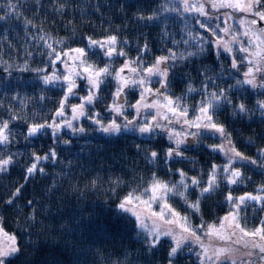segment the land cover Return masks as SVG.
<instances>
[{
  "label": "trees",
  "instance_id": "obj_1",
  "mask_svg": "<svg viewBox=\"0 0 264 264\" xmlns=\"http://www.w3.org/2000/svg\"><path fill=\"white\" fill-rule=\"evenodd\" d=\"M11 3L15 8L8 7L9 0H0V16H5L0 20V121L10 120L12 132V143L0 146V156H13V163L0 172V218L5 231L17 236L20 247V253L10 258L11 264H168L169 241L165 239L160 247L148 251L134 217L121 212L117 205L129 191L146 187L153 173L171 184L180 181L177 170L182 169L188 177L200 179L203 187L211 166L222 167L227 163L221 154L208 147L218 145L215 143L218 136L204 133L205 139L197 141L199 146L184 152L187 159L176 157L165 162V153L174 142L163 131L157 130L153 136H142L136 131L110 135L98 131V126L85 117L73 121L85 129L84 133L63 127L58 138H54L51 129L32 137H27V131L31 124L50 122L65 94L66 84L45 85L42 81L45 73L35 71L47 68L48 73L57 69L58 74L65 73L60 62L55 68L51 65L48 56L51 50L45 46V40L57 50H65L87 48L88 37L103 40L116 35L121 42L127 41L117 46L127 56H114L109 62L102 50L92 48L88 50L89 62L99 67L111 63L113 69H119L125 60L140 56L142 67H148L158 56L168 55L169 49L177 55L187 52L182 51V33H186L182 26H186L187 17L182 15L181 5L176 0H11ZM165 7L180 8V12L165 11ZM141 15L145 19H139ZM153 15L156 19H146ZM199 30L196 28L195 32ZM145 44L148 50L142 51ZM187 47H192L191 43ZM222 57L217 59L215 51L208 49L196 57L177 60L169 71L168 94L182 97V102L191 109L204 97L200 91L188 93V86L200 90L207 83L202 75L205 69L207 76H221L216 79L221 88L242 80L229 59ZM22 68L28 70L21 71ZM151 80V88H160L159 77L153 76ZM116 85L117 81L108 77L100 86L99 99L86 105L85 111L99 113L105 123L113 119L115 114L108 111V106L113 103ZM88 88L82 81L78 83L61 119H71V106L83 102L81 97L88 94ZM137 91L133 87L125 96L129 103L125 114H131L129 119L136 116L131 105L139 100ZM229 96L233 105L243 102L252 111L233 115V106L225 104L217 109L215 118L231 133L235 147L258 161L257 165L245 161L233 164L243 174V182L236 186V191L242 195L260 194L264 185V168L259 166L264 161L259 151L264 149V115L256 103L264 100V92L257 93L249 86L232 87ZM193 114L190 111L189 115ZM13 116L18 119H11ZM117 120L122 122L121 118ZM171 127L182 130L180 125ZM187 139L191 143L194 138ZM52 149L57 154L55 162L51 158L41 160L38 167H43L44 172L37 171L25 179L26 169L34 162L33 153L43 157ZM151 151L159 155L149 162ZM218 176L219 187L200 197L199 212H194L179 197H172L169 203L181 215H188L193 225H219L221 218L233 211L226 197L232 194L235 184H229L224 174ZM21 185L20 195L8 204ZM198 195L199 188H189V202H194ZM240 208L241 223L248 229L264 220V203L248 202ZM237 261L239 264L240 259ZM174 264H200V260L193 251L185 249Z\"/></svg>",
  "mask_w": 264,
  "mask_h": 264
},
{
  "label": "snow or ice",
  "instance_id": "obj_2",
  "mask_svg": "<svg viewBox=\"0 0 264 264\" xmlns=\"http://www.w3.org/2000/svg\"><path fill=\"white\" fill-rule=\"evenodd\" d=\"M183 13H197L199 16L205 17L208 23L197 20V24L209 34L205 37L201 33H188L189 39L184 40V44H189L196 48V51H187L180 53L169 49L168 55L158 56L155 62L148 67H142V58L140 56L132 60H125L119 69H113L111 63H106L103 67H99L88 60V50L98 48L103 51L105 57L111 62L114 56H127L123 48L118 49L121 43L127 44V41L121 42L116 35L106 36L103 40L88 37L87 48H67L65 50H57L51 43L41 36V40H45V46L51 51L48 53L50 63L55 68L56 63L60 62L65 67L64 74H58L59 70L48 73L47 68L35 69L37 73H45L42 81L45 85L55 86L58 82L66 84L65 94L60 101L59 107L53 113L51 121L44 123H34L29 125L27 137L41 134L45 129H51L54 138H58L57 134L63 127L71 129L74 133H84L82 126L74 125L73 121L85 117L97 125V130L105 134H119L122 131H136L142 136H153L157 130L167 134L170 141H174L175 147H169L165 153V162L173 157H182L183 152L180 150L181 145L186 144L187 138L190 136L195 140L203 136L204 133H211L221 139L218 145H209L208 147L214 152H223L227 156V163L221 168L213 164L208 174V180L203 187H200L201 180L196 177H188L182 169H178L181 177L177 183H168L159 179L153 173L150 182L142 189H133L120 199L117 208L123 212L130 214L135 219V224L139 230V234L143 236L142 243L145 244L148 251H152L162 245L165 239L169 241V250L167 253L168 264H174V259L186 247L188 251L192 250V245L199 247L200 251L196 253L200 260V264H238L235 253L239 251L233 248L232 244H241L243 248L249 249L242 254L239 264H257L253 257L258 256L260 264H264V220L260 225L249 230L246 224H242L240 215L241 208L245 201H260L264 203V195L246 193L244 196L233 197L231 193L226 197L227 201L232 205L233 211L221 218L219 225L203 223L193 225L188 215H181L169 200L172 197H179L194 212L200 211V197L214 192L219 187V172L224 173L223 178L229 184L242 183V173L239 168L233 167L236 161H245L253 165H257L258 161L246 157L240 152L232 142L231 133L227 132L224 124L220 123L217 116V109L222 105H232L233 115H247L250 110L245 103L240 102L233 105V101L229 96L232 87L249 86L252 89L264 88V27L256 28L258 20L264 22V0H179ZM10 9L15 5L9 0ZM63 5H61V9ZM220 13L213 16L209 10ZM221 9H230L221 13ZM165 11L180 12V8H164ZM244 13L238 23L244 30L237 32L230 21H234L233 13ZM7 14H12L11 12ZM223 16L221 27L220 23L212 25V20H220ZM251 16V19L248 17ZM5 16H0V20ZM139 19H145L142 15ZM148 20L156 19V16L146 17ZM31 24V21H28ZM223 33V35H220ZM230 39H225L229 37ZM240 36L246 37V42L240 39ZM63 43V41H57ZM234 45H238L234 49ZM247 45V46H246ZM215 51L217 59H219L221 51L232 57L231 67L238 70L240 61L233 55L234 51L244 53L243 61L248 64L247 70L243 73V79L236 80L235 85L228 88H221L216 84L215 78L207 76V69L202 73L206 77L207 83L202 84V88L197 90L189 84L187 92L192 93L200 91L203 95L193 108L183 103L182 97H172L168 94L169 71L175 66L177 60H187L202 54L206 47ZM148 46L145 44L142 51H147ZM7 71V69H5ZM28 70L27 68L20 69ZM131 73L132 78L125 75V72ZM159 77L157 81L160 88L153 89L150 87L151 77ZM111 77L117 81V88L113 94V103L108 106V111L114 113L113 119L107 123L101 118L99 113L89 114L85 111L86 105H93L98 99L100 86L105 80ZM76 78L84 79L89 85L88 94L81 97L82 103L71 106V119H61L65 117V108L67 107L68 98L75 95L74 89L78 87ZM212 86L210 89L209 86ZM129 87H139L142 89L140 98L131 108L135 110L136 116L128 119L125 114V101L123 100L124 91ZM164 91H161V90ZM151 96V101L148 97ZM43 99V97H41ZM257 109L264 115V100H258ZM155 109V114L151 115V120L147 117L139 119L141 110ZM190 111L194 113L191 117ZM151 114V113H150ZM117 118H121L122 122H118ZM11 119H18L13 116ZM164 121L165 123H162ZM10 120L0 121V146L12 143V132L9 127ZM180 125L181 131H177L171 125ZM196 129V131H190ZM26 137V138H27ZM69 143V141H64ZM139 148V145H137ZM261 156H264V149H260ZM156 151L148 154L149 162L155 161L158 157ZM56 151L50 150L43 157L33 153V163L26 169L27 176H32L37 171L44 172L43 167H38L41 160L52 159L55 162ZM13 163V156H0V172L6 171L7 167ZM264 168V161L259 163ZM114 183H121L115 181ZM23 185L17 187L7 203L12 204L13 199L20 195ZM189 188H199L198 198L194 202L188 200ZM260 192L264 193V185L261 186ZM29 204L32 202L29 201ZM156 207H153V206ZM201 230H203L201 232ZM247 238V239H246ZM207 239V243L205 240ZM214 240L223 242L224 246H216L212 243ZM20 253V247L17 236L14 233L5 231L2 218H0V264H11V257H15ZM246 257L247 259H245Z\"/></svg>",
  "mask_w": 264,
  "mask_h": 264
},
{
  "label": "rangeland",
  "instance_id": "obj_3",
  "mask_svg": "<svg viewBox=\"0 0 264 264\" xmlns=\"http://www.w3.org/2000/svg\"><path fill=\"white\" fill-rule=\"evenodd\" d=\"M176 2L178 3V5H180L179 0H176ZM209 10L212 12V15H213V16H218V15H220V13H216L214 10H211V9H209ZM222 12H223V11H222V9H221V13H222ZM183 14H184V16L187 17V19H186V26H182V30H183V31H186V33H182V51L185 50V49H187V51H196V48H195V47H187V45H190L191 42H190L189 44H184L183 41L186 40V39H189L188 33H189L190 31L192 32V31L194 30V31L192 32L193 35H195L196 33H198V32H195L196 28H199L201 31H204V29H201V28L199 27V25L197 24V20H200V21L205 22V23H208L209 21L206 20L205 17L199 16V15H198L197 13H195V12H193V13H183V12H182V15H183ZM233 15H234V18H235V19H234V21H230L229 23L232 25V27H233L237 32H242L244 29L241 28V26L239 25L238 21H239V19H240L242 16H244L245 14H244V13L236 12V13H233ZM251 18H252L251 16L248 17V19H251ZM222 20H223V17L221 16L220 20H212L211 23H212L213 26H215L216 23H220V24H221V27H224L225 25L222 23ZM192 21H194V23H195V25H193V26H192ZM261 22H262V21H261ZM263 23H264V22H263ZM256 26H257V25H256ZM256 26H255V27H256ZM256 28H258V26H257ZM200 30H199V33H202V32H200ZM220 35H223V33H220ZM204 36H205V37H208L209 34L207 33V34H205ZM185 37H186V38H185ZM225 39H230V36H229V37H225ZM240 39H241V40H244L245 42H246V40H247V38H246V37H243V36H240ZM246 46H247V45H246ZM205 47H206L207 50L209 49V48H207V46H205ZM233 47H234V49H235V48L238 47V45H234ZM234 52H238V51H234ZM220 56L226 57V58H228V59L231 58V57H229V54L224 53V52H222V51H221ZM239 56L241 57V59L239 60V61H240V66H239L238 70L235 69V71H236V72H239V74H240L239 77H241V78L243 79V78H244V77H243V73L247 70L248 65L245 64V62L243 61V56H242V55H239ZM63 68H64V71H66L64 65H63ZM125 75L128 76L129 78H132L131 73H128L127 71L125 72ZM80 81H82L84 85L89 86V85L87 84V81H86V80H84V79H80V78H76V83H77V85H78V83H79V85H80ZM151 84H152V83H151ZM116 86H118V85H116ZM131 88H133V87L126 88L125 91H124L123 100L125 101V104H124V107H125V108H127V106L129 105V103H126L125 96H126V94H127V91H128L129 89H131ZM136 89L138 90V91H137V96H138V98H140V93H141L142 89L139 88V87H136ZM260 90H261L262 92H264V88H260ZM151 99H152V97L149 96V97H148V100L151 101ZM128 108H129V107H128ZM131 109H132V108H131ZM155 111H156L155 109L143 110L142 113H141V118H140V119H143L144 117H147L148 120H151V115H154V114H155ZM147 113H148V114L151 113V114L148 115ZM126 115H127L128 119H129L130 116H131V114L128 113V112L126 113ZM190 117H191V116H190ZM161 122H162V123H165L164 121H161ZM158 131H160V130H158ZM190 131H196V129H195V130L190 129ZM202 138L205 139V136H202ZM217 139H218V141H216L215 143H216V144H220L222 141H221L219 138H217ZM170 142H171V141H170ZM173 142H174V141H173ZM208 143H209V141H207V144H208ZM189 146H190V143H189V141H188V139H187L186 144L181 145L180 150L183 152V148H186V147H189ZM196 146H199V143H197ZM172 147H175V144H174V143H173ZM218 153L221 154V158L223 157V159H224L225 161L228 159L227 156H225V154H224L223 152H218ZM183 154L186 155L184 152H183ZM186 156H187V155H186ZM173 159H176V157H173ZM247 163H248V162H247ZM248 164H250V163H248ZM223 166H224V165H222V167H223ZM222 167H221V168H222ZM220 174H224V173L219 172L218 175H220ZM238 184H240V183H237L236 185H238ZM236 188H237V187H236ZM236 188L232 191V194H231V195H232L234 198H235V197L243 196L239 191H236V190H237ZM240 194H241V195H240ZM256 194H257V193H255V194H253V195H256ZM230 205H231V204H230ZM153 207H156V206L154 205ZM249 230H250V229H249ZM246 239H247V238H246ZM205 242H206V243L208 242L207 239L205 240ZM212 243H213L214 245H216V246H224V245H223V242H222V241H219V240H214V241H212ZM231 246H232L233 248H237V249H239V251H237V252L235 253V255H236V257H237V260H238V259H241V258H242V254H243L244 252L248 251V249L243 248L241 244H232ZM186 250H187V247H186ZM191 251H193V252L196 254L197 252L200 251V249H199V247H198L197 245L193 244V245H192V250H191ZM244 258L247 259L246 257H244ZM253 259H255V260L257 261V264H260V261H259V257H258V256L253 257Z\"/></svg>",
  "mask_w": 264,
  "mask_h": 264
},
{
  "label": "flooded vegetation",
  "instance_id": "obj_4",
  "mask_svg": "<svg viewBox=\"0 0 264 264\" xmlns=\"http://www.w3.org/2000/svg\"><path fill=\"white\" fill-rule=\"evenodd\" d=\"M222 11L223 12H225V11H231L230 9H222ZM223 17V16H222ZM259 21V20H258ZM257 27V26H256ZM207 34V33H206ZM207 50V49H206ZM233 55H235L236 57H237V59H238V61L241 59V57L239 56V55H242V56H244L245 54L244 53H240L239 51L238 52H234L233 53ZM222 57V56H221ZM229 57H231V56H229ZM223 58V57H222ZM231 59H232V57L231 58H229V61L231 62ZM245 64H247L246 62H245ZM248 65V64H247ZM252 89V88H251ZM255 92H257V93H262V91L260 90V88H257V89H255ZM196 143H197V140H195V139H193V141L190 143V146L189 147H186V148H183V152H187L188 150H192V149H194V148H196ZM184 157H185V159H187L186 157V155H184ZM184 160V159H183Z\"/></svg>",
  "mask_w": 264,
  "mask_h": 264
},
{
  "label": "water",
  "instance_id": "obj_5",
  "mask_svg": "<svg viewBox=\"0 0 264 264\" xmlns=\"http://www.w3.org/2000/svg\"><path fill=\"white\" fill-rule=\"evenodd\" d=\"M257 26H258V28H260V27H264V23L261 22V21H258V22H257ZM245 202H251V203H253L254 205L260 204V201L247 200V201H245Z\"/></svg>",
  "mask_w": 264,
  "mask_h": 264
}]
</instances>
